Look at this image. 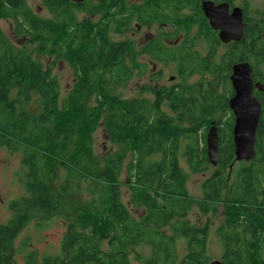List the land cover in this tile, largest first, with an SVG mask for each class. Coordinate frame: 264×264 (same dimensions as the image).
Instances as JSON below:
<instances>
[{
  "label": "trees",
  "instance_id": "1",
  "mask_svg": "<svg viewBox=\"0 0 264 264\" xmlns=\"http://www.w3.org/2000/svg\"><path fill=\"white\" fill-rule=\"evenodd\" d=\"M122 2L102 0L91 8L112 34L127 32L132 23L140 25L144 19L143 14H137L136 20L123 16ZM25 4L26 0H0V20L14 21L16 35L30 37V44L14 47L0 30V147L21 154L25 192L9 204L10 218L0 225V264H18L15 257L19 256L25 258L23 264H133L131 258L136 264H211L207 226H188L185 218L194 207L211 214L220 205L224 208L222 251L216 260L221 264H264V111L253 160L233 164L234 117L228 107L233 89L228 74L231 65L240 63L236 46L224 47L218 65L214 44L219 40L207 34V27L201 39L194 36L189 41V26L204 22L202 13L187 22L178 12L153 11L159 23H174L186 33L185 40L176 44L168 38L169 43H161L157 52L165 66H179L182 83L169 91L145 87L144 93L155 95L153 101L123 99L116 89L132 78V68L138 69V53L128 46L129 41H119L108 49V32L103 30L99 39L103 52H78L76 63L74 34H63L60 29L61 15L65 24L74 23L69 18L70 0H43L56 18L49 25L32 16ZM160 5L170 3L161 1ZM173 5L200 9L201 3L176 0ZM262 20L244 31L239 41L241 60L251 53L258 59L264 54ZM198 43L207 46L206 54L201 55H208L201 75L209 76L211 89L202 92L197 84L184 85L190 62L197 68L194 61L199 52L194 48ZM127 57L133 61L128 71L124 66ZM58 61L66 62L73 71V82L64 96L53 74ZM200 82L203 87L205 81ZM214 82L224 87L222 94L217 93ZM219 110L225 120L215 121L214 113ZM211 123L217 127L220 156L217 170L202 184L199 200L188 192L178 153L186 141L189 169L195 173L210 165L206 134ZM98 128L115 146L102 158L93 150ZM128 154L131 158L125 164ZM154 156L160 159L153 160ZM124 166L127 203L121 192ZM71 194L79 198H70ZM129 206L144 214L135 218ZM57 214L64 223L58 254L43 257L39 263L33 251L23 255L15 240L25 226L34 221L40 228Z\"/></svg>",
  "mask_w": 264,
  "mask_h": 264
},
{
  "label": "rangeland",
  "instance_id": "2",
  "mask_svg": "<svg viewBox=\"0 0 264 264\" xmlns=\"http://www.w3.org/2000/svg\"><path fill=\"white\" fill-rule=\"evenodd\" d=\"M101 0H90L89 3L85 6V8L82 10V13L85 15H90L91 8L94 5H97L98 2ZM238 2L240 0H237ZM262 0H250L251 6H257L261 4ZM127 4L134 5L138 4V0H126ZM26 8L30 10L37 18L40 19H54L56 21L55 16L50 13V11L44 6L43 0H26L25 4ZM80 14V11L78 10H72L69 13L70 19H75ZM99 20L101 19L100 14L94 13ZM182 16H185L188 18V16H192L188 13H180ZM247 19H256L255 22L260 21V19L264 18L263 14L260 13H254V11H248L246 12ZM187 22H189L186 19ZM253 23V22H252ZM198 26L191 27L189 26L191 32H190V39L191 41L194 36H197L198 39H201L205 32L200 28V26H203V22L198 23ZM259 24V23H257ZM256 24V25H257ZM168 26L166 27H158L153 26L151 29L144 30L139 37L135 36L133 39H139V40H145L146 37L149 35H154L156 33H160V38H173V43H178L180 41L185 40V31L181 30L176 26L174 23H168ZM136 23H132L131 27L129 26L127 32L124 31L121 34H111L110 39L108 41V47L110 48L111 43H117L119 41H129L131 42L133 39L130 38L129 31L134 32L136 27H138ZM15 22L12 20H0V30L2 31L3 35L8 39L10 43L14 45V47H23L24 45L30 44L29 39L30 37L26 34H20L16 35L15 33ZM183 27V25H182ZM24 28H27L25 25ZM262 28V27H260ZM171 32V33H170ZM137 34V33H136ZM158 38V37H157ZM169 40V39H168ZM32 45H28V48H32ZM110 45V46H109ZM133 52V46L131 45ZM206 45L202 43H198L195 50L199 51L201 54H206ZM224 51L223 47H220L219 53L221 54ZM218 56V55H217ZM146 58L149 56H145ZM127 63H124L126 71L131 70L133 66V61L127 57L126 58ZM139 62H144L143 58H139ZM138 62V57L135 60V67L138 68L137 70L133 69V75L132 78L125 84V86H122L118 89H116V93L119 94L123 99H131V98H138L143 97L147 100L153 101L155 99V95L152 96L149 93H144L143 90L145 87L153 86V84L148 83L147 79H140L137 72L140 70L139 67L142 66ZM48 62L47 64H49ZM158 70H161V75L156 80V87L159 88V91H169L171 90L174 85L182 83L179 79V75H176L175 70V64H168L164 65L162 63H158ZM264 71V67L262 68ZM53 74L58 78L60 88L62 95H66L68 89L70 88L72 82H73V71L69 67V65L64 61H58L56 65L53 67ZM230 75V71L229 74ZM189 78V76H188ZM194 82H197L196 77H191L190 79H187V81L184 83V85H187V87L194 86ZM199 84L197 85V87ZM194 91H196V88ZM221 87H223L221 85ZM155 88V89H158ZM224 91V87L223 90ZM220 94V92H218ZM196 95V93H192ZM215 121L218 119L225 120L224 114L222 111H216L215 113ZM174 116L175 114H170ZM212 124V123H211ZM183 125H188V123H183ZM173 127H176V124L174 123ZM211 128V125L209 126V129ZM189 128H187L188 130ZM191 143V140L188 139ZM183 145H186V141H182ZM183 145H180V150L178 153V162L179 166L182 170V172L186 176V182H187V189L190 195H192L196 199H201L203 196L202 191V184L203 182L208 179L214 171L217 170V167L208 165L205 169L197 172H193L189 169L187 158L185 156V148ZM93 150L95 153V156L97 158H102L107 152L114 151L115 146L110 143L109 137L106 135V133L103 131L102 128H98L95 136H94V146ZM184 153V155H183ZM131 156L128 154V157L126 159L125 164L129 161ZM153 160H158L160 157L154 156L152 158ZM239 163V162H238ZM21 154H14L10 151H7L5 148L0 147V224L4 221L8 220L10 218V212L8 209L9 204L17 200L20 196L24 195V187L22 184V171L24 170V167L21 165ZM230 169H228L229 171ZM264 171V170H263ZM121 182H122V201L127 203L129 191L127 188V174L125 171V166L123 167V171L121 173ZM70 198H79L78 195L71 194L69 196ZM130 208V206H129ZM132 215L135 218H139L144 214V210H134L130 208ZM188 226L193 227H204L207 226L208 228V242H207V252L209 256L212 258V260H218L219 255L222 251V224L224 220V208L223 205H220L215 213L211 214H202L197 207H194L186 216L185 218ZM47 223L43 226H40V228L35 227V222L31 221L29 222L25 228L22 230V232L17 236L15 243L17 246H21L23 248V255H27L30 252L35 253V260L36 262L40 261L43 257H49L57 255L60 249V241L61 237L63 235L64 231V223L61 222L59 214L52 216L51 218L46 220ZM28 243L29 245L25 248L23 244ZM183 243L181 244V246ZM135 250H138L135 248ZM179 251L182 253L183 249L180 248ZM262 253L264 255V241L262 243ZM15 260L18 264H23L25 262V258L23 256L15 257ZM132 263L136 264L133 258H131ZM39 263V262H38Z\"/></svg>",
  "mask_w": 264,
  "mask_h": 264
},
{
  "label": "flooded vegetation",
  "instance_id": "3",
  "mask_svg": "<svg viewBox=\"0 0 264 264\" xmlns=\"http://www.w3.org/2000/svg\"><path fill=\"white\" fill-rule=\"evenodd\" d=\"M90 0H84L83 2L79 4L72 3L70 8L72 10H78L80 11V14L82 13V10L85 8V6L89 3ZM102 1V0H101ZM163 3H170V5H166V7H163L164 5H160V2ZM176 0H138V4L134 5H128L126 0H123L122 5L124 7V14L123 16L127 17L128 19H135L136 20V15L137 14H143L144 19L142 20V24H140L138 27H136L134 32L129 31L130 38H134L135 36L139 37L141 33L144 30L151 29L153 26H158V27H166L168 26L167 24H162L156 21L153 18V11L156 13H161L162 11L164 12H178V13H188L191 14L192 16H188L187 20H193L194 15L197 12H200L203 14V19L205 21L203 22V26H200V28L203 30L204 27H207V34L214 38L215 40H219L218 38V31H215L211 28L209 24V19L205 16V12L203 7L207 4L212 3L214 6L221 5V4H226L228 6V13H232L233 9H239L241 11V14L243 16V21L246 24V28H249L253 25H256L258 22H255L256 19H247L246 17V12L248 11H254V13H260L264 15V0L261 1V4L257 6H251L250 0H240L239 2L237 0H199L201 3L200 9H193L191 7H179V6H171ZM202 11V12H201ZM55 16L54 13L50 12ZM32 16L37 18L33 13H30ZM79 15L74 19L73 24H65L64 23V15L60 16L61 24H60V29L63 34H68L70 32H73L74 34V54H75V61L78 63L76 60L78 52H86L89 53V51H97L99 53L103 52L102 46H100L99 39L100 36L103 34V30H107V35L110 39V35L112 34L111 31L103 25V23L99 20V18L90 11V15ZM264 19V18H262ZM54 19H45L47 25L50 24L51 21ZM253 22V23H252ZM260 23H264V20H262ZM199 24L194 25L198 26ZM68 29V31H65ZM251 29V28H250ZM244 30V31H245ZM205 32V31H204ZM137 33V34H136ZM171 33V32H170ZM244 35V34H243ZM160 33H156L154 35H149L148 37L145 38V40H139V39H133L131 42H129V45H133L134 51L138 53V62L139 58H143L144 62H139L142 66L140 70L137 72L138 76L140 79H147L148 83L153 84V88H158L156 87V80L158 77H160L161 70H158V63H162L160 59L157 57V52L160 50L161 43H169L166 38H157L160 37ZM243 38V37H242ZM242 40V39H241ZM240 40V41H241ZM251 38L247 40V43H250ZM239 42V41H238ZM176 44V43H173ZM233 43V41L229 43H222L220 40L219 42H216L214 51V58L217 61V64L219 65L222 61V54L219 53L220 47H231V46H236V50L238 53V58L240 59V63H248V65L251 68V78H252V84H253V91L252 95L255 97L261 106V113L264 111V71L262 68L264 67V54L258 59V56L256 53H251L249 58H245L247 60H241V42ZM112 47V43L110 48ZM108 48V49H110ZM128 48V47H127ZM190 48V46H188ZM50 49H52V46H50ZM207 49V47H206ZM210 49V48H209ZM209 51V50H208ZM199 52V51H198ZM200 52L197 55V59L194 61V64L196 65V69L194 70V65L192 61L190 62V75L189 78L191 77H196L197 82H194V85L199 84V91H207L211 90L208 87V81H209V76L207 74H202L203 69L205 67L204 61L207 58L208 55L206 56H201ZM218 55V56H217ZM149 56V57H145ZM52 61V59H51ZM244 61V62H242ZM238 64V63H237ZM235 64L231 65L230 67V75L232 72V66ZM70 67V66H69ZM176 68L179 66H175ZM202 69V71H201ZM176 75H179L178 68L176 71ZM229 75V76H230ZM201 79H203L205 82H203L204 86L200 87L201 84ZM229 79V78H228ZM215 86H218L217 90L218 92L223 90V87L219 86V82H214ZM217 92V93H218ZM231 98V97H230ZM229 101V100H228ZM261 116V115H260ZM260 120V119H259ZM264 121V120H263ZM7 221V220H6ZM4 221L1 224L6 223ZM0 224V225H1Z\"/></svg>",
  "mask_w": 264,
  "mask_h": 264
},
{
  "label": "water",
  "instance_id": "4",
  "mask_svg": "<svg viewBox=\"0 0 264 264\" xmlns=\"http://www.w3.org/2000/svg\"><path fill=\"white\" fill-rule=\"evenodd\" d=\"M79 4L84 0H70ZM205 16L209 19L211 28L218 31V38L222 43L238 42L242 39L246 24L239 9L228 13V6L221 4L214 6L207 4L203 7ZM233 94L228 101L229 110L234 117L232 140L234 146V162L249 163L255 156L256 131L261 115L259 101L253 97L251 68L247 63L232 66L229 76ZM219 138L217 129L212 126L206 134L207 158L210 165L217 166L219 160ZM231 169V167H230ZM211 264H221L214 261Z\"/></svg>",
  "mask_w": 264,
  "mask_h": 264
},
{
  "label": "bare ground",
  "instance_id": "5",
  "mask_svg": "<svg viewBox=\"0 0 264 264\" xmlns=\"http://www.w3.org/2000/svg\"><path fill=\"white\" fill-rule=\"evenodd\" d=\"M210 4H212V3H210ZM127 33H128V32H127ZM247 64H248V63H247ZM259 119H260V118H259ZM212 126H214V127L217 129V127H216L215 124L212 123V124H211V127H212ZM215 261H217V260H215ZM212 262H214V261H212ZM212 262H211V263H212ZM218 262H220V261H218ZM220 263H221V262H220Z\"/></svg>",
  "mask_w": 264,
  "mask_h": 264
}]
</instances>
